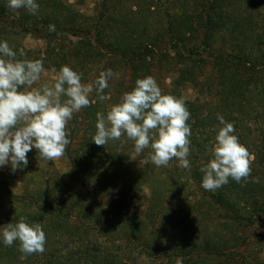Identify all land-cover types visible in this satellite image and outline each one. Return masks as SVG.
Returning a JSON list of instances; mask_svg holds the SVG:
<instances>
[{
  "label": "trees",
  "instance_id": "trees-1",
  "mask_svg": "<svg viewBox=\"0 0 264 264\" xmlns=\"http://www.w3.org/2000/svg\"><path fill=\"white\" fill-rule=\"evenodd\" d=\"M36 3L39 8L33 15L23 8L12 10L8 0H0V42L7 41L17 59L40 60L44 70L58 72L68 65L82 74L85 84L93 83L108 69L119 78L109 80L104 92L109 99L99 101L94 90L90 100L95 103L75 112L68 122L70 141L80 133L84 151L74 150L72 143L67 145L71 171L59 172L56 177V185H64L60 193L59 189L51 193L42 189L39 196L31 193L34 200L30 201L22 195L21 202L27 201L28 208L37 207V212L15 211L9 219L0 213V225L16 223L21 216L29 224H43L45 234L52 231V236L46 235V251L51 248L50 238L57 240V246L68 244L67 255L61 256L65 261L56 264H123V253L132 254L136 263V251L159 257L155 264H175L179 256L188 264V256L219 248L211 238L200 241L198 231L190 235L179 229L178 244L171 249V225L169 230L164 226L169 225L165 193L171 188L154 178L152 171L157 166L149 162L136 169L130 153H134V142L126 136L109 140L103 149L92 141L97 112L106 114L107 104L119 103L125 92L134 89L137 79L147 76L156 80L162 94L182 99L191 114L187 121L191 128L188 171L199 189L190 190L187 197L202 193L203 206L212 214H224L225 219L246 221L247 225L264 222V0H188L180 6L168 0H101L93 16L65 0ZM49 25H55V31H50ZM29 34L41 40L42 46L26 48L21 56L23 46L19 48L17 36ZM205 84L211 99L205 97ZM192 88L201 92L186 98L184 91ZM218 115L233 123L239 142L254 156L252 173L246 182L229 178L216 191H206L201 187L204 173L200 169L212 158L220 127ZM150 151L145 149L137 160L144 162ZM171 163L179 168L176 159ZM71 175L70 183L66 180ZM88 184L98 188L94 197L90 188L84 190ZM5 188L4 194L18 198ZM144 198L150 200L147 205ZM171 250L181 255L171 256ZM36 254L20 252L18 241L6 247L0 240V261L9 259L7 264L29 263Z\"/></svg>",
  "mask_w": 264,
  "mask_h": 264
},
{
  "label": "clouds",
  "instance_id": "clouds-1",
  "mask_svg": "<svg viewBox=\"0 0 264 264\" xmlns=\"http://www.w3.org/2000/svg\"><path fill=\"white\" fill-rule=\"evenodd\" d=\"M7 6L12 10L26 9L33 15L39 8L36 0H8ZM49 30L55 31V25H49ZM20 55H24L23 50ZM43 72L42 61L17 59L8 42H0V166L10 164L12 172L28 166L27 153L33 148L38 150L39 160L61 158L71 143L66 128L73 114L95 103L90 100L94 90L99 101L109 99L104 94L109 80L119 78L108 69L101 71L93 83L83 84L82 74L64 65L54 83L34 88ZM62 96L66 99L62 100ZM190 115L182 99L162 94L156 80L147 76L137 79L134 89L125 92L106 114L97 112L92 141L102 146L126 136L134 142L133 156L151 150L145 164L166 167L176 159L179 167L190 169ZM217 118L220 127L211 149L212 158L200 169L204 173L201 187L206 191H216L229 178L246 182L252 173L254 158L234 134L233 123L222 115ZM0 240L6 247L18 241L19 251L26 255L42 254L46 234L41 224H29L21 216L18 222L0 227ZM176 264H182V259L177 258Z\"/></svg>",
  "mask_w": 264,
  "mask_h": 264
},
{
  "label": "rangeland",
  "instance_id": "rangeland-1",
  "mask_svg": "<svg viewBox=\"0 0 264 264\" xmlns=\"http://www.w3.org/2000/svg\"><path fill=\"white\" fill-rule=\"evenodd\" d=\"M65 1L66 3L74 5L76 10H79L88 16L95 15L97 7H99L101 3V0ZM175 1L178 3L179 6L182 3L188 2V0H168V2H170L171 4ZM130 4H132V2H127V5ZM256 15L261 14L257 13ZM17 38L20 45L19 48H22L23 46L21 50H24L26 48L27 50H37L41 48L43 43L41 40L37 39V37L33 34H29L25 38L22 36H17ZM53 70L54 69H45L44 72L41 74L40 80L37 81L36 84H34V88H39L45 83H54V77L57 75L58 71ZM207 71L208 70H206V73H208ZM124 72L129 74V71ZM125 77L128 78V75H125ZM210 77L215 78L214 75H211ZM202 80H204V77L202 78ZM82 83L85 84L84 82ZM169 83L170 78L167 79V84ZM202 88L205 92V97L211 99V94L206 93L208 92L207 84L202 85ZM197 91L193 88L186 90L184 91V96L186 98H195L201 92ZM212 93H215V87L213 88ZM65 98L66 97H63L62 100H64ZM109 107L110 105L107 104V110L109 109ZM71 129L72 128L69 126V124H67L66 130L68 131V133L71 132ZM80 141L81 134L79 133L74 136V139L71 141V143L72 148L74 150L80 151L82 153V151H84V145H80ZM103 147L104 146H98V149H103ZM130 153L132 155V158L135 160L136 169L145 165L144 162L137 160V156H133V152L130 151ZM38 155V152L32 149L29 153H27V158L29 161L28 166L26 168L17 169L15 172H12L10 164L7 166H0V213L6 216L7 219H9L8 217H12L11 213L15 211H23V213L37 212V207L28 208L27 201L21 202L22 200L19 199V197H21L22 195L27 197V200L30 201L34 200L33 194L35 197L36 195L39 196L41 194L42 189L47 192L49 191V193H51V190L58 192L59 189L60 193V189L64 188V185L61 183H59V185H56L57 183H55V179L58 175H60L59 172L61 173L66 170L71 171L68 147H66L64 155L55 161H47L43 159L39 160ZM82 155L84 156L85 153ZM152 172L154 173V178H160L161 185L164 184L165 186L166 184H169L171 188V191L167 190V192L165 193V195H167L168 202L164 204L165 212L167 214V218L165 220L169 224L164 226L167 227L169 230L171 225V249L172 247L178 244L177 242L179 241V229L180 231L186 229L187 232L189 231L190 235H193V233H197L198 231L200 241H206L207 238H211L212 240L216 241V244L219 247L217 248V250H202L196 252L192 257L188 256L187 258H191L190 263L188 264H264L263 221H258V223H256L255 225H247L246 221H243L241 223L240 221L233 220L230 218L225 219L226 217L224 216V214L220 212L212 214L211 210L203 206L205 205V202H200L204 198L202 193L194 192L191 197H187V195L190 193V190L197 191V189H199V186L195 184L194 180L190 179L191 175L188 169L183 170V168L180 167H173V164L171 163L166 167H157L156 170ZM73 178L74 177L71 175V177H68L66 181L71 183ZM5 187L11 189L13 191V194L15 196H18V198H13L11 194H4V192L6 191ZM174 187L183 188L179 190L177 189V192H175L173 191ZM89 188L91 189V192H95V194L92 196L94 197L96 193H98V188L90 187L88 184V186L84 187V190H88ZM145 192L148 193L149 190L146 189ZM31 193H33L32 197L30 196ZM142 200L144 205H147L150 202V200L145 202V198ZM41 203L43 204L44 202ZM142 205L140 204V206ZM162 222L163 219L156 222L155 224L156 226H159ZM185 223L187 225H185ZM2 225H0V227H3ZM41 226L45 231V226L43 224H41ZM162 233L163 232H160L156 235V237L161 236ZM173 234L176 235L173 236ZM46 235H49V237L52 236V231L49 230ZM195 236L198 237V234ZM102 237L103 236L99 238L100 241H104ZM50 239L51 248L47 251L45 250L42 254L38 253L34 255V258L26 264H51L52 262L53 264H56L59 261H65V259L61 258L64 257V255H67L69 249L66 247V245L68 244H59L57 246V240H54V238ZM118 239H120V241H123L122 238ZM174 253L178 252L172 251L171 256ZM134 255L139 258L136 263L132 262V254L123 253L121 256V260L123 259L125 262L123 264H155L157 263L159 258L153 255L147 257L149 255H147L146 253L143 255H139L138 251H136ZM180 257L182 259V256H179L178 258ZM7 260L9 261V259L0 261V264H7ZM62 264L68 263L62 262ZM182 264H184V262Z\"/></svg>",
  "mask_w": 264,
  "mask_h": 264
}]
</instances>
